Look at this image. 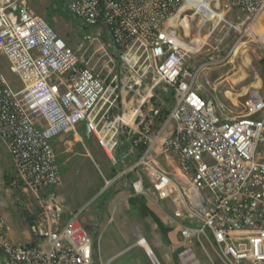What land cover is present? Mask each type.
I'll use <instances>...</instances> for the list:
<instances>
[{
  "label": "built area",
  "instance_id": "1",
  "mask_svg": "<svg viewBox=\"0 0 264 264\" xmlns=\"http://www.w3.org/2000/svg\"><path fill=\"white\" fill-rule=\"evenodd\" d=\"M61 1L81 27L94 29L76 48L26 0H0V140L10 185L40 208L29 243L12 241L0 211V264H96L82 209L65 210L49 191L60 183L53 143L69 132L80 139L82 121L134 195L152 202L170 188L180 195L166 222L209 264H264V95L251 93L236 113L207 93L199 67L187 65L203 43L180 23L187 20L188 30L194 16L208 21L214 11L209 32L220 21L236 27L264 15V0ZM165 92L173 105L158 125ZM178 257L200 264L190 247Z\"/></svg>",
  "mask_w": 264,
  "mask_h": 264
},
{
  "label": "rangeland",
  "instance_id": "2",
  "mask_svg": "<svg viewBox=\"0 0 264 264\" xmlns=\"http://www.w3.org/2000/svg\"><path fill=\"white\" fill-rule=\"evenodd\" d=\"M26 2L72 48L80 46L94 31L91 27H81L78 21L70 17L61 0ZM257 18L258 22L254 24ZM213 19L216 18L206 21L196 15L189 21L188 30V22L185 19L180 21L185 24L182 26L190 37L198 35L205 38L199 53L187 65L190 69L199 67L197 82L202 84L207 93L223 100L236 113L245 112L244 103L251 93L264 95V15L245 22H235L229 16L236 27L220 21L209 32L207 27L214 23ZM199 23L203 25L200 30ZM2 70L14 87L19 86L17 77L9 72L7 66ZM161 86L164 85L160 84L158 89ZM165 93L168 94L164 98L161 96L163 103L157 112L160 116L158 122L154 118V125H161L166 120L173 105L170 93ZM77 132L80 139L77 134L69 132L60 135L53 143L60 169V183L49 191L60 199L65 210L82 209L80 221L92 238L94 255H97L96 264H146L147 258H150L145 249L140 245L130 246L137 241L138 234L147 241L160 264H180L178 254L177 257L174 255L176 247H182V250L190 247L200 264H209L193 239L191 242H182L178 234L179 242L171 246V249L164 244L152 219L149 216L140 217L132 211L127 199L133 192L121 178L115 179L116 167H113L94 137H85L80 128ZM6 156L8 154L0 140V211L12 241L29 243L32 238L28 226L37 217L40 208L33 195L10 185L13 169L10 158L9 161ZM156 159L160 165H165L162 155H156ZM109 178L114 180L106 183L105 180ZM162 195L157 202L144 198L148 200L150 209L162 220H166V215L171 213L174 206L179 205L180 195L172 188ZM149 264H153L151 260Z\"/></svg>",
  "mask_w": 264,
  "mask_h": 264
},
{
  "label": "trees",
  "instance_id": "3",
  "mask_svg": "<svg viewBox=\"0 0 264 264\" xmlns=\"http://www.w3.org/2000/svg\"><path fill=\"white\" fill-rule=\"evenodd\" d=\"M158 115L160 116V114ZM144 147L145 144L141 143L140 149H143ZM127 201L129 206L132 208V211L136 212L140 217L149 216L152 219V221L156 225L157 230L159 231L161 240L162 242H164V244H166L167 246H173L174 244L179 242V227L168 226L166 220H162V217H159V215H157L155 211L150 209L147 203L148 200H146L143 195L132 194L128 197ZM181 248L182 247H176L174 249L175 257H177L178 251L182 250Z\"/></svg>",
  "mask_w": 264,
  "mask_h": 264
},
{
  "label": "bare ground",
  "instance_id": "4",
  "mask_svg": "<svg viewBox=\"0 0 264 264\" xmlns=\"http://www.w3.org/2000/svg\"><path fill=\"white\" fill-rule=\"evenodd\" d=\"M215 16H218L214 11H212L211 13H210V18H215ZM177 17V16H176ZM258 19V18H257ZM178 20V18H176V20H174V23H176V21ZM256 20V19H255ZM254 20V21H255ZM186 22H187V20H186ZM182 24L183 25H185L183 22H182ZM187 25V24H186ZM204 40H205V38L204 37H200V36H198L197 37V39L195 40L196 41V45L197 46H199L201 43H204ZM239 49V46L238 47H236V51ZM110 143L108 142V145H109ZM186 187H188L189 189H190V186H188V185H186ZM137 241H138V243H139V245L144 249H146V251L148 252V244H147V241L146 240H142L141 239V237H139L138 239H137ZM150 257H151V255H149Z\"/></svg>",
  "mask_w": 264,
  "mask_h": 264
},
{
  "label": "water",
  "instance_id": "5",
  "mask_svg": "<svg viewBox=\"0 0 264 264\" xmlns=\"http://www.w3.org/2000/svg\"><path fill=\"white\" fill-rule=\"evenodd\" d=\"M81 131H82V133H83V135L85 136V137H90V130H89V127L87 126V124L84 122V121H82V125H81ZM138 237H141V239L143 240V237L141 236V234H138ZM139 243H138V241H135L132 245H138ZM148 247V252L146 251V249H145V251H146V254L149 256V255H151V257L149 256V258H150V260L152 261V262H156L157 260H156V257L154 256V254H153V252H152V250L149 248V246H147Z\"/></svg>",
  "mask_w": 264,
  "mask_h": 264
},
{
  "label": "crops",
  "instance_id": "6",
  "mask_svg": "<svg viewBox=\"0 0 264 264\" xmlns=\"http://www.w3.org/2000/svg\"><path fill=\"white\" fill-rule=\"evenodd\" d=\"M258 22V19L256 20V22H254V24H256ZM253 27V26H252ZM251 29V27H249L248 28V30H250ZM59 137V136H58ZM58 137L56 138V139H58ZM56 141V140H55ZM103 151V150H102ZM6 154V153H5ZM6 158L8 159L9 157L8 156H6ZM9 160V159H8ZM10 161V160H9ZM10 164H11V162H10ZM2 172V170H1V168H0V173ZM131 189V188H130ZM132 191V190H131ZM139 245V244H138ZM130 246H132V244L130 245ZM149 246V245H148ZM168 247H170V249L172 248L171 246H168ZM150 248V247H149ZM144 250V249H143ZM145 251V250H144ZM146 252V251H145ZM146 258H147V256H146ZM178 258V261L180 262V264H182L181 263V261H180V259H179V257H177ZM157 259V258H156ZM147 263L146 264H149V262H150V259H148L147 258ZM158 260V259H157Z\"/></svg>",
  "mask_w": 264,
  "mask_h": 264
}]
</instances>
